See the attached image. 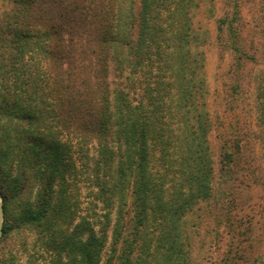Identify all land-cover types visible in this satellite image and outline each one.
<instances>
[{
  "label": "trees",
  "instance_id": "trees-1",
  "mask_svg": "<svg viewBox=\"0 0 264 264\" xmlns=\"http://www.w3.org/2000/svg\"><path fill=\"white\" fill-rule=\"evenodd\" d=\"M212 1L0 2L2 237L14 200L19 225L40 230L52 264H198L197 224L224 209L214 205L215 169L237 175L249 133L237 117L233 134L212 141L225 120L209 100ZM231 8L216 39L232 53L235 109L264 27L244 20L238 0ZM241 251L232 242L219 261L200 264H240Z\"/></svg>",
  "mask_w": 264,
  "mask_h": 264
},
{
  "label": "rangeland",
  "instance_id": "rangeland-1",
  "mask_svg": "<svg viewBox=\"0 0 264 264\" xmlns=\"http://www.w3.org/2000/svg\"><path fill=\"white\" fill-rule=\"evenodd\" d=\"M243 11V18L255 20L264 27V0H238ZM9 9L10 0H0ZM47 3L48 0H38ZM213 13L207 15L210 27V43L207 47V79L210 87V108L213 115L225 119L212 133L215 146L220 145L218 136L222 131L233 134L232 127L235 119L241 117L242 126L249 130L243 141L242 148L245 152L244 161L235 176L222 172L217 166L215 169L214 187L217 207L204 216L192 237V252L196 263L200 264L205 259L219 261L229 250L232 242L241 245L244 259L240 264H264V118L262 106L256 99L258 87L261 82L257 76L264 73V35H255V45L258 63H251L245 69L247 82L241 88L242 98L235 102L239 107L230 109L227 105L228 86L234 81L229 70L232 62V53L224 51L216 39L217 19L226 11L232 12L233 0H213L211 3ZM11 5V6H10ZM16 21V17L11 18ZM248 33V32H247ZM246 34V32H245ZM248 37L249 34H246ZM224 117V118H223ZM260 120V121H259ZM220 121V120H219ZM231 124V125H230ZM243 168L241 170L240 168ZM80 188L82 183H79ZM79 186L75 188L74 195L83 202L85 190ZM230 191L231 195L226 193ZM217 203V204H216ZM83 206V204H82ZM8 217L6 225L9 232L0 241V264H29L34 260L36 264H52L50 258L54 253L46 251L41 243L43 234L39 229L25 228L19 225L20 209L16 202H7ZM82 208H78L77 220ZM221 213V215H220ZM238 231L241 232L238 237ZM66 259V257L64 256Z\"/></svg>",
  "mask_w": 264,
  "mask_h": 264
},
{
  "label": "water",
  "instance_id": "water-1",
  "mask_svg": "<svg viewBox=\"0 0 264 264\" xmlns=\"http://www.w3.org/2000/svg\"><path fill=\"white\" fill-rule=\"evenodd\" d=\"M4 221H5V207L3 203V196L0 189V238L3 234V228H4Z\"/></svg>",
  "mask_w": 264,
  "mask_h": 264
}]
</instances>
